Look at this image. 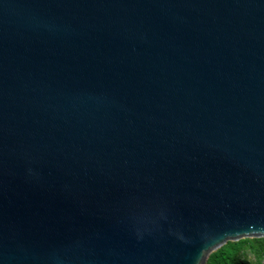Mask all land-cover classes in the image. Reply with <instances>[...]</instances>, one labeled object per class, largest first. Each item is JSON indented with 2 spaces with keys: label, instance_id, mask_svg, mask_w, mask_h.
<instances>
[{
  "label": "water",
  "instance_id": "95a60500",
  "mask_svg": "<svg viewBox=\"0 0 264 264\" xmlns=\"http://www.w3.org/2000/svg\"><path fill=\"white\" fill-rule=\"evenodd\" d=\"M264 238V0H0V264H205Z\"/></svg>",
  "mask_w": 264,
  "mask_h": 264
},
{
  "label": "trees",
  "instance_id": "16d2710c",
  "mask_svg": "<svg viewBox=\"0 0 264 264\" xmlns=\"http://www.w3.org/2000/svg\"><path fill=\"white\" fill-rule=\"evenodd\" d=\"M205 264H264V238L228 241L212 252Z\"/></svg>",
  "mask_w": 264,
  "mask_h": 264
}]
</instances>
